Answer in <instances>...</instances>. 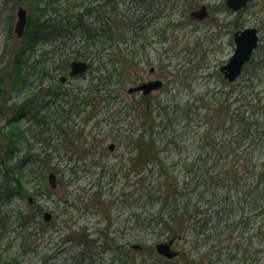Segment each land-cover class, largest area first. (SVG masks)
Segmentation results:
<instances>
[{"label":"rangeland","instance_id":"374dc122","mask_svg":"<svg viewBox=\"0 0 264 264\" xmlns=\"http://www.w3.org/2000/svg\"><path fill=\"white\" fill-rule=\"evenodd\" d=\"M22 1L0 0L6 105L0 126L41 80L44 93H58L41 114L58 123L68 112L71 117L63 124L69 134L50 126L49 149L33 138L28 117L6 127L23 132L10 164L29 148L38 156L12 173L21 174V184H11L16 194L7 197L0 189V264H264V0H250L239 12L228 9L226 0H118V27L113 24L116 30L104 35L95 31L91 43L110 36L117 39L111 48L122 51L120 59L132 55L116 64L118 71L125 65V84L105 88L97 86L102 72L94 68L106 72L112 62L101 60L99 52L86 74L60 81L77 60L71 53L83 51L79 33H69L62 43L25 47L27 31L23 38L14 32L20 7L30 18ZM203 6L208 16L200 21L192 13ZM131 18L138 21L130 28ZM248 27L258 29L259 46L242 75L229 83L220 69L234 53V33ZM21 50L27 65L20 79L26 82L12 86ZM42 50L49 51L46 62H36ZM156 79L163 87L152 95L128 93ZM245 117L248 137L242 134ZM151 121L159 153L132 168L138 138L148 139ZM186 201L190 209L172 222V208ZM45 212L52 214L49 222ZM171 239L179 254L168 259L156 245Z\"/></svg>","mask_w":264,"mask_h":264},{"label":"trees","instance_id":"16d2710c","mask_svg":"<svg viewBox=\"0 0 264 264\" xmlns=\"http://www.w3.org/2000/svg\"><path fill=\"white\" fill-rule=\"evenodd\" d=\"M22 2L27 4V7H29L31 12L29 18L30 25L28 26L27 34L24 37V45L26 48L33 47L34 50V46L38 42H42L46 45H51L52 41L59 40L62 43L64 39L69 38V33H79L82 37H84V39H82L84 44L80 46L83 51L75 49L73 53H71V56L77 59H90L92 68L94 67L93 65L96 62V52L103 54L100 57L101 60L107 59L108 61L112 62V68L110 70H107L106 72L103 71V69H100V67L94 68L98 69L99 72H102V74H100L96 78L97 86H99L100 88H105L106 86H113L123 82L125 84L126 77L125 75L123 76L125 65L121 64L120 70L118 71V66H116V64L119 62H125L128 56L132 54L127 52V58L125 59L123 57L122 59H120L119 56L122 51H120L118 48V51L111 48L112 44L115 43L117 39H113V37L110 36H108V39H95L97 40L96 44L91 43V41L94 40L91 38L95 37V31H98L101 33V35H104V33L115 31L118 27V0L116 2L115 0H24ZM20 3L21 2H17L16 5ZM122 16L125 15L122 14ZM89 17H91V20H88ZM11 18L13 19V17ZM137 21L138 19L132 21L131 18V20L128 21L130 23L127 24L132 23L130 25L131 28L132 26L136 25ZM113 24L116 26V28ZM11 34L12 30H10V35ZM104 44H108V47H104ZM91 47H95L96 51H92ZM11 51L12 47L10 49V52ZM22 51L23 50H21L19 54L15 55L14 58V68L16 74L12 79V86L13 84L17 86L21 83V85H24L26 82V77L24 81L23 79H20L21 73L23 71L22 68L27 63V59L23 58ZM124 51L125 50H123V52ZM48 54L49 51L42 50L40 52V58L36 62L43 61L45 63V56H47ZM115 56H118V58L115 59ZM38 64L39 63H37V65ZM32 66L35 67V63H31V67ZM19 81L21 83H19ZM38 83L39 85H36L32 88V95L25 101L20 103L16 109L14 108V116L7 119L3 126H0V139L4 141V143L0 145V171L3 173L4 178L2 184H0V189L2 188L4 190L3 193L7 197L12 196V194H16V192L11 189V184H13L14 181H16L18 184H21V174L18 173V176H12V173L18 172L24 163H31L32 161H34L35 157H37L38 155H33L30 152L29 148L28 153L22 160H18L16 161V163L10 164V162L15 157V151L17 150L16 142L21 138L23 132L18 127L16 129L5 131L6 127L8 125L16 123L19 118L24 119L25 117H28L33 123L32 126L35 127L34 131H36L35 134H32L33 138L36 140V142H41L43 144V147L47 149L50 148L51 140L53 139V134H49V129L52 124L56 133H58L59 131V133L69 134L68 127H66V129L63 128V124H65V122L70 119L71 112H68L66 115H62L59 123L57 122L58 119L52 115H49V113L41 114L42 111L51 107L50 104H52V102L57 98L58 93H44L45 89H42L43 81L41 80ZM4 90V83L0 78V117L2 116L3 111L6 108L5 102H3V99L1 97ZM47 94L53 95V98H51L52 101H47L39 105V100L41 99L42 101V99L46 98ZM76 113L78 114L79 111H76ZM241 121H243L244 123V127L242 129V131L244 132L242 134L244 137H248L250 133L248 132V123L246 121V117L244 119L241 118ZM153 126V121H151V128L148 139L141 137L142 135L139 136L135 155L130 158L132 168L135 167V165H145L150 158L156 157L159 153V150L155 145V140L152 137ZM47 149H45L42 153L49 157L50 155L47 154ZM174 191H176V189ZM176 198L177 197L173 198L174 202L178 200ZM189 205L190 204L186 201L185 205L178 208L182 210L181 213L178 209H176V207H173L171 221L179 223L181 217L184 216L186 212H188V209H190ZM198 210V208H194L195 213ZM179 215H181V217ZM166 225L171 229V232L173 234V225L169 226V222H167Z\"/></svg>","mask_w":264,"mask_h":264},{"label":"water","instance_id":"95a60500","mask_svg":"<svg viewBox=\"0 0 264 264\" xmlns=\"http://www.w3.org/2000/svg\"><path fill=\"white\" fill-rule=\"evenodd\" d=\"M249 0H226V4L230 10L233 12H238L248 6ZM206 6L201 7L200 10L194 11L192 16L198 20H204L208 16ZM18 22L16 24V35L21 38L25 33V28L28 23L27 11L25 8L21 7L18 10ZM258 29L248 27L245 29L238 30L234 33L233 40L236 44L234 54L229 59V61L221 67V72L223 73L224 78L229 83H234L240 75L243 73V69L247 63L251 60L255 49L259 44V33ZM70 77H77L86 73L91 65L87 61L75 60L71 62L70 65ZM66 78H62V81H65ZM163 85L161 80L144 82L142 84L132 86L129 88V93L143 92L144 95L151 94L155 90H159ZM113 149V145L110 146ZM50 183L52 188H56V175L51 173ZM51 218L50 213H45V219L48 221ZM172 243L163 242L159 243L156 246V249L159 254L167 257L174 258L178 255V251L172 249ZM139 247L138 245L136 246Z\"/></svg>","mask_w":264,"mask_h":264},{"label":"flooded vegetation","instance_id":"af4514ba","mask_svg":"<svg viewBox=\"0 0 264 264\" xmlns=\"http://www.w3.org/2000/svg\"><path fill=\"white\" fill-rule=\"evenodd\" d=\"M154 70L152 69L151 72H153ZM149 81H152V80H147V81H143V82H149ZM113 145V144H112ZM114 148V147H113ZM134 247V246H133ZM138 249H142V247H138Z\"/></svg>","mask_w":264,"mask_h":264}]
</instances>
